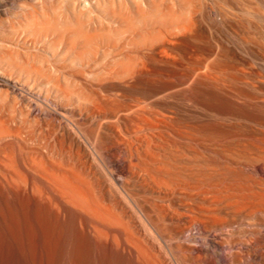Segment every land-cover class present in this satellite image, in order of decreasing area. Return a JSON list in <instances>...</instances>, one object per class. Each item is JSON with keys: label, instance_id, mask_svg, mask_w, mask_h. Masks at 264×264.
Masks as SVG:
<instances>
[{"label": "rangeland", "instance_id": "rangeland-1", "mask_svg": "<svg viewBox=\"0 0 264 264\" xmlns=\"http://www.w3.org/2000/svg\"><path fill=\"white\" fill-rule=\"evenodd\" d=\"M78 26H82L89 34L97 35L98 48L92 57L79 54L83 49L79 40L73 44V49L67 48L71 45V42L68 44L70 36L64 31L68 28L71 34ZM113 60L136 63L140 67L139 72L132 78L125 75L121 78L123 76L120 71V77L117 76L119 73L113 70L110 74L102 65ZM62 65L65 67H61ZM88 68L93 70L94 75L96 71L100 74L101 70H105L102 74L104 76L105 72L108 77L92 74L94 77L99 76L102 81L89 78V73L92 72L88 71ZM76 69H83L82 80L88 77L89 80L83 81H89L93 86H96L95 83L103 84L106 90L103 92L106 95L119 97V106L124 103V107H119V124H116L121 127V132L125 131L120 135L126 134L128 137H123L127 140L132 137L134 140L143 138L144 135V138H153L152 141H167L166 144L172 142L171 145L179 144V147H184L182 154H186L185 157L189 156V150L190 156L194 150H197L200 158L204 155L203 159L207 158L208 161L204 162L201 158L204 164L202 169L207 164L205 168L211 171L214 164L211 173L214 175L217 172L219 180L215 174L211 176L210 184H213V188L217 186L219 195L216 197V204L220 206L222 203L220 207H223L227 197L228 204L245 205L242 210L243 214H246L242 220L247 223L234 215L235 220L242 221V224L234 228L238 229V232L242 228L240 233L237 234L235 230L234 232L236 235L248 234L247 227L252 226V246L261 247L264 252V0H0V116L5 118L7 125H25L20 123V118H23L19 113L27 109L28 103L36 100L39 95L54 100L59 92L53 84L62 87L68 85L71 83L69 77H77L76 74L70 75ZM59 70L64 71L66 77L59 75ZM114 73L117 75L114 76ZM114 77L119 79H113ZM137 102H145L147 105L139 104L144 106L142 110L141 107L136 108L139 106ZM129 108L134 113L128 111ZM139 111L142 115L149 114L150 117L144 119L145 115H140ZM136 113L138 116H134ZM135 122L138 123L137 126ZM22 127L21 132L24 134L28 128L27 123L26 129ZM131 127L135 129L134 133ZM151 128L153 130H150V133L148 129ZM128 130H131V133ZM138 131L145 134L142 135ZM159 135L163 141L161 138L157 139ZM5 138L0 141L2 171L6 169L2 162L6 160L8 163L7 156L10 154H7L11 152V143L7 144L8 146L5 144L9 140L16 142L12 147L19 153L22 150L26 152L27 148L28 151L30 147L40 149L43 145L40 146V140L39 144L34 143L37 141L36 137L32 138L33 143L29 139L32 145L20 136L14 139ZM187 141L200 149L196 146L195 149ZM235 144L236 147L238 145L237 148ZM178 149L181 153L182 149ZM23 151L20 154L24 155ZM243 151L246 152L245 155H242ZM239 159L249 162L243 163ZM93 162L95 165L98 163ZM230 164L234 167L231 168L233 172L228 169L227 173L226 167L230 168ZM254 165H259L262 172L256 174L252 171ZM205 168L204 173L207 172ZM242 169L246 170L241 171ZM249 171L250 176L247 174ZM255 175L256 177H252ZM257 175H262L263 178ZM224 177L226 178L223 179ZM245 177H249L247 181ZM251 177L254 180L256 178L255 182ZM257 179H260L259 183L256 182ZM205 184L208 186L204 182L202 189L207 188ZM3 186L5 185L0 183V209L7 213L5 210L8 206L11 212L9 217H6L11 238L18 239V221H23L26 228L27 244L20 245L26 254V264H43L45 260L48 264H54L58 253L63 256V264H69L71 258L77 255L84 258L83 264H119V259L114 254L108 255L100 247L90 243L79 246V234L72 217L64 224L56 223L44 206H33L28 196L20 197L21 201H18L14 194ZM218 187L223 193L227 190V195L222 194ZM252 195L258 199L250 197ZM235 196L238 197L237 200ZM243 200L246 201L245 204L240 203ZM253 207L254 211L249 212ZM245 209L248 214L244 212ZM257 230H260L261 241L254 243ZM52 238L55 240L53 247L49 245ZM14 247L11 241V256Z\"/></svg>", "mask_w": 264, "mask_h": 264}, {"label": "bare ground", "instance_id": "bare-ground-1", "mask_svg": "<svg viewBox=\"0 0 264 264\" xmlns=\"http://www.w3.org/2000/svg\"><path fill=\"white\" fill-rule=\"evenodd\" d=\"M68 30L66 28L64 31L66 35L70 36L68 37V44L71 42V45L67 46L68 49L72 48L73 44L79 40L83 48L79 51L80 55L85 54L91 57L95 55L98 48L96 34H89L82 26H78L71 34ZM102 66L110 74L113 71H116L115 73H119L120 71L122 73L121 76L125 75L131 78L139 72L140 68L136 63L121 60L120 62L119 60H113ZM61 67L65 66L62 65ZM60 70L59 75L66 77L65 72H60ZM89 70L91 68H88ZM103 71L105 70H101L100 74ZM82 72L83 69L72 71L70 75L76 74L77 77L68 76L69 78H67L71 81L68 85L62 87L58 84H53L59 92L54 100H51L48 96L39 95L42 99L37 97L36 100L30 101L27 109L19 113L23 118H20L22 120H19L20 123H24L25 125L27 123L28 128L32 127L29 128L30 130L25 125L19 126V123L17 126L11 127V125L5 123V118L0 116V141L5 137L14 139L20 136L22 140H26V142L28 141L32 145V140L36 137L38 142L34 141V143L39 144L41 141L40 146L43 144L40 149L30 147L27 151L28 148H25L26 152L22 150L24 153L22 155L20 154L22 151L19 153V151H16L12 147L16 145L15 141L9 140L8 143H5L6 145L11 143V152L9 151L7 154H10L9 156L5 155L7 156L8 163L2 159V163L4 167L6 166V169L4 168L5 171L0 169V183L5 185L18 201H21L20 197L28 196L33 206H44L54 217L56 223L60 222L64 224L66 220L72 217V220L74 219V226L79 234L78 245L83 247L90 243L100 247L108 255L114 254L119 259V264H264V252L260 249L261 247L255 248L252 246L251 240L253 237L250 240V227L252 229V226L249 225L247 227L249 231L243 227L248 234H235V232L237 234L240 233L242 228L239 232L238 229L235 230L234 228L238 224L240 225L242 221H246L242 220L246 214H243L242 210V207L245 205H240V207L238 206L239 204L237 206L228 204V201H226L227 197L225 198V202H223L226 203L224 206L222 205L223 207H220L221 201L219 202L221 203L220 206L216 204L218 202L216 201V197L219 195L216 191L217 186L213 188V184H210L211 176L216 174L215 176L218 179L216 172L218 170H215L216 173L214 175L212 174L214 164L211 167V173V171L206 169L207 164L205 163L206 168L203 167V169L205 168L207 172L205 171L206 173H204L202 169V166H204L202 161L204 155H202L201 159L197 150H194L190 156L189 150L190 157H185L186 154H182L185 151L183 150L184 147H179V144L175 146L170 144L172 142L166 144L167 141L164 143L159 142L160 140L158 142L152 141L153 138L150 140L149 136L144 138L143 133L145 134L146 130L142 133L139 132L140 130L138 131V133L143 135V138L138 137L134 140L132 137L130 138L131 140H127L125 138L128 137L126 134L120 135L123 132L125 133V131L122 129L123 132H121V127L118 125L119 107L124 103L119 106V97L113 95V98L110 95V98L109 95H106L103 92L106 91L103 84L95 83L96 86H93L91 83L89 84V81H83L88 77H93L96 81L97 79L101 80L99 76L94 77L99 74V71L95 72L96 75L93 72L89 73L91 76L83 80L81 79L83 78ZM120 73L119 75H113L120 77ZM104 76L106 77L105 72ZM118 77H114L113 79ZM121 78H124V76ZM103 80L105 81V79ZM137 103V105H147L145 102ZM126 106L128 107L127 103ZM139 107L143 110L144 106L139 105L136 108ZM131 108L128 111L134 113V111L130 110ZM123 113L126 112L123 111ZM131 113L128 114L131 115ZM145 114L143 113V115ZM134 116H138L137 113ZM146 116H144V119L150 117L149 114ZM129 120L131 119L129 118ZM132 121L131 123L135 120ZM140 121L144 123L142 119ZM142 123L139 124L141 125ZM22 126L25 127L24 129L27 128L24 134L22 133L23 131L21 132ZM136 126L134 128H137ZM134 128L133 133L135 131ZM160 130L162 131V129ZM159 131L158 133L160 134ZM135 133L136 135L138 134L137 132ZM157 135L156 133L155 137ZM158 137L157 139L161 138L160 135ZM29 139H31L32 143ZM161 140L163 141L162 138ZM187 142L190 143L189 141ZM37 144L35 145L39 147ZM178 148L182 149L181 153L178 151ZM196 148L200 149L197 146ZM233 151L236 152V149ZM237 153L238 155L240 154L239 152ZM245 153L242 155H245ZM233 157L236 158V156ZM262 158L264 159V156ZM206 159H203L204 162L208 161ZM93 161L98 162V167H96L97 164H93L95 163ZM223 163L225 164L226 162L223 161ZM229 163H231L230 160ZM216 164L219 163L217 162ZM226 166L228 167L227 164ZM229 166L230 168L226 167L227 170L225 169L227 173H229L228 169L233 167H231V164ZM99 169L101 170L99 171ZM245 170L242 169L241 171ZM251 170L256 174L262 172V168L259 165L252 166ZM220 172L222 173V169ZM250 172L247 173L249 176ZM257 176L263 178L262 175ZM241 177L243 178V176ZM252 177H256V175ZM252 177L251 179L254 180ZM248 178H246V181ZM259 180L257 179L256 182L259 183ZM248 181L250 182V180ZM204 182L208 185H204L207 187L206 189H202ZM252 182L250 187H252ZM224 185L227 186L226 184ZM258 187L260 186L258 185ZM218 189L220 188L218 187ZM259 189H256V191L259 192ZM252 190L251 192H253ZM226 193L227 190L225 193L222 192V194ZM233 193L235 192L233 191ZM254 196L250 197L255 198ZM244 197H246V194ZM250 199L251 202L254 201L252 198ZM259 201L261 202V200ZM244 202L246 201L243 200L240 203ZM18 205L20 206L19 203ZM255 207L257 206L255 205ZM6 209L7 213H3L2 209H0V264H26V254L20 246L24 245V243L27 244L24 222L18 221V239L13 240L10 236L11 231L6 220V217H9L11 212L8 206ZM252 209L249 212H253L255 208L253 207ZM244 212H247L246 209ZM249 214L251 215V213ZM234 215L238 216L242 221L235 220L236 216L233 218ZM259 231L257 230L258 234H255L254 243L261 241ZM84 235L87 237H84ZM8 236L10 237L8 238ZM10 240L15 246L12 256L9 253ZM54 241L53 238L50 239L49 245L53 247ZM63 262L62 254L58 253L54 264H63ZM83 262L84 258L77 255L71 258L69 264H83ZM43 264H48L47 260Z\"/></svg>", "mask_w": 264, "mask_h": 264}]
</instances>
